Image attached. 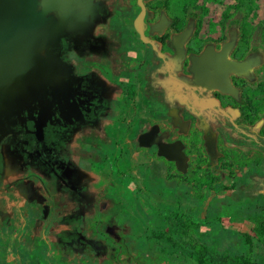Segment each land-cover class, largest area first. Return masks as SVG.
<instances>
[{"label":"crops","instance_id":"0c3cea01","mask_svg":"<svg viewBox=\"0 0 264 264\" xmlns=\"http://www.w3.org/2000/svg\"><path fill=\"white\" fill-rule=\"evenodd\" d=\"M39 2L47 10L46 30L58 32L45 54L60 65L57 93L47 86L45 106L40 105L45 121L55 111L64 120L65 112L80 116L93 101L98 115L90 122L80 117L53 144L33 135L20 151L3 150L0 264H193L177 252H159L155 239L146 247L132 240L151 232L174 235L180 220L203 225L213 199L221 206L223 228L250 234L254 221L264 220V211L254 207L264 206V154L257 145L264 119L253 125L243 120L229 77L242 74L245 64L229 60L228 46L187 58L182 50L188 31L171 36L169 52L160 56L144 49L132 27L135 0ZM148 20L151 35L165 34V12H149ZM68 39L74 58L65 64L60 55ZM224 62L235 64L227 75L232 91L217 80ZM121 101L127 102L122 122L114 114ZM180 139H187L188 149L203 150L211 162L207 173L196 169L191 175L196 155L183 154L181 171L158 154L161 144ZM170 164L174 178L166 180ZM217 166L225 169L212 172ZM208 173L219 181L211 184ZM210 231L200 229L220 245L222 234Z\"/></svg>","mask_w":264,"mask_h":264},{"label":"water","instance_id":"95a60500","mask_svg":"<svg viewBox=\"0 0 264 264\" xmlns=\"http://www.w3.org/2000/svg\"><path fill=\"white\" fill-rule=\"evenodd\" d=\"M53 1L60 3L64 0ZM136 1L140 12L134 20V30L143 43L150 44L156 51L144 35L146 9L143 1ZM39 7V0H0V118L30 104L44 105L47 86L57 93L60 65L48 53L45 54V49L57 42L58 32L55 27L46 30L47 10ZM226 54L227 51L218 58L225 60ZM207 56L205 54L201 58L207 61ZM224 63L226 70L220 72L221 78L217 80L232 91L227 75L233 71L235 64ZM220 88L224 89L223 86ZM158 148L159 155L174 161L179 170H184L185 157L181 144H161Z\"/></svg>","mask_w":264,"mask_h":264},{"label":"flooded vegetation","instance_id":"af4514ba","mask_svg":"<svg viewBox=\"0 0 264 264\" xmlns=\"http://www.w3.org/2000/svg\"><path fill=\"white\" fill-rule=\"evenodd\" d=\"M143 4L146 9L145 17H144V35L145 37L149 40L150 43H152L156 47V51L153 50L150 44H145L141 41L139 35L135 32L134 30V20L132 23L133 31L136 34L138 38L139 44L146 50H149L153 52L154 54H160L163 52H169V42L171 39V36H176L180 35L181 33L188 31V37L186 38L187 43L185 44L183 48V54L187 56V58L191 59L193 57H196L197 54H200L202 51H205L207 48H211V50L214 51H220L223 46L221 45L218 40L214 42H209L208 46L205 48H202L199 45V42L195 39V35L197 33V30L199 29L197 21H194V11L195 10H188V9H182L178 10L177 7L175 6L176 0H159V2H152L148 3L145 2V0H142ZM136 7L138 10V13L140 12V8L137 5V1L135 0ZM165 12V16L169 22L167 31L165 34L161 36L157 35H151L149 31L146 30L148 25L151 23L148 20L149 12H152L154 14ZM137 13V15H138ZM137 17V16H136ZM135 17V18H136ZM72 46V41L71 39L65 40L62 43V50H61V59H63V62L65 64H70L71 59L74 58L73 50L69 49ZM160 48V51H159ZM202 50V51H201ZM236 50L234 49L233 51H230L229 48V54L228 58L231 61H234L238 64H245L242 67V74H237V75H231L229 77L231 85L235 88L238 94L239 102L242 103V111H243V120L250 125V115L251 113L248 111V114H244V108L246 105H250L248 102V99L243 95V91L247 89V77L249 76V73L247 69H249L246 60L241 56L237 54ZM198 56V55H197ZM161 59V58H160ZM183 62V61H182ZM164 63V62H163ZM188 60L185 59V62H183L182 65H187ZM247 68V69H246ZM96 90V88H95ZM219 98L218 96H216ZM244 97V98H243ZM254 99V98H253ZM220 100V98H219ZM245 101V104L243 101ZM227 103H232V105H238V103L234 102L231 98L226 99ZM120 105V107H119ZM45 106V105H44ZM98 102L93 101V105L91 107H85L82 110V116L76 115L74 116L73 114L66 113V118L67 119H62V117L59 115L60 113L58 111H55V115L52 116L50 121H47L45 123V110L42 112L41 107L38 103L35 104H30L27 106L25 109L22 111H16L12 113L11 115L3 116L0 118V177L2 175L3 171V150L6 149L7 151H20L22 147L24 146L25 142L29 141H34V139L39 137V135L43 136V142L45 144H53V142H56L59 140V138L63 137V135L68 134L73 130V128L77 125L80 121V117H82L85 121L90 122L92 117L94 115H98L97 108H98ZM127 102L121 101L117 103V111L114 113L117 120L121 121L123 120V114L126 110ZM42 109H45V107H42ZM71 116V117H70ZM118 116H121L120 119ZM253 117V114L251 115ZM68 118H71L68 120ZM261 117L257 121H259ZM256 121V122H257ZM254 124V123H253ZM252 124V125H253ZM262 129V128H261ZM196 132V131H194ZM193 132H190L191 137H193ZM198 133V132H196ZM199 134V133H198ZM35 135V138L34 136ZM200 137V135H199ZM199 137H197L198 140ZM257 139V145L259 146V151L264 154L262 151V147L264 146L263 144V139L259 136L258 134ZM182 145H183V154H185L186 157H191L195 156V152L193 153L191 149H194L195 147L192 146L190 149L186 148L188 147L187 145V139H180ZM180 143V144H181ZM187 145V146H186ZM201 150V156L203 159H207V165H204V169L206 166H208V169H210L211 162L210 160L205 157V154L203 153V150ZM39 150V148H38ZM40 151V150H39ZM39 158L36 159V161H39V159H42L41 155L39 154ZM197 158V157H196ZM190 159V158H189ZM216 169L215 167L213 168L215 171H218L220 169L219 166ZM168 168H175L173 165L170 164ZM167 168V169H168ZM46 181V180H45Z\"/></svg>","mask_w":264,"mask_h":264},{"label":"rangeland","instance_id":"374dc122","mask_svg":"<svg viewBox=\"0 0 264 264\" xmlns=\"http://www.w3.org/2000/svg\"><path fill=\"white\" fill-rule=\"evenodd\" d=\"M175 3L178 10H195L193 17L199 27L195 39L202 48L218 40L246 60L251 73L242 96L249 98L250 105L242 100L246 105L244 114L248 111L253 114L250 120L255 116L264 119V0H176ZM254 252L261 263L260 248L256 247Z\"/></svg>","mask_w":264,"mask_h":264},{"label":"trees","instance_id":"16d2710c","mask_svg":"<svg viewBox=\"0 0 264 264\" xmlns=\"http://www.w3.org/2000/svg\"><path fill=\"white\" fill-rule=\"evenodd\" d=\"M22 110L20 109L19 111ZM120 117L118 116L119 119ZM258 119L259 117L255 116L249 124L252 125ZM192 134L193 137H199V134L196 132ZM259 136L263 139L264 144V125L259 132ZM194 150L196 151L197 163L194 170L190 171L191 175H195L196 169H203L207 173L209 171L208 166L205 169L203 167L207 165V159L202 158L201 150L197 146H195ZM262 151L264 152V146L262 147ZM220 169H225V167L220 166ZM170 171L171 168H168L166 180L174 178V176L170 175ZM207 176L210 178L211 184L219 181L218 176L211 175L210 173ZM177 179L187 185L193 183V180H188L182 176H178ZM194 189L196 190V187ZM195 194L199 195L197 191ZM254 207L257 210L264 211V206L259 202ZM220 215L221 206H218L216 200L213 199L209 204L203 225L196 224L190 219L180 220L176 222L179 232L174 235L164 236L161 234L158 236L155 235V232H151V235H145L143 240L133 239L132 241L146 247L155 239L156 242L153 246L159 252L165 249L173 253L177 252L179 255L191 260L193 264H259L254 252L255 248L258 247L262 251V264H264V220L256 219L250 234L239 233L223 228L221 226ZM201 227H207L221 233L220 245L214 246L211 235L200 232ZM162 259L166 261L164 257Z\"/></svg>","mask_w":264,"mask_h":264}]
</instances>
